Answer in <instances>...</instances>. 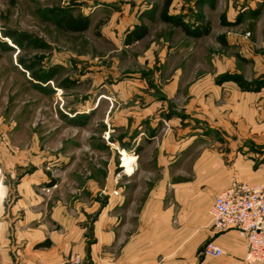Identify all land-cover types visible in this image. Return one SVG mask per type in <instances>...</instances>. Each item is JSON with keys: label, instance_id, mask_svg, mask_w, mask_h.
Instances as JSON below:
<instances>
[{"label": "rangeland", "instance_id": "1", "mask_svg": "<svg viewBox=\"0 0 264 264\" xmlns=\"http://www.w3.org/2000/svg\"><path fill=\"white\" fill-rule=\"evenodd\" d=\"M223 1L170 0L188 27L208 23L191 36L160 18L164 0H0V184L33 178L82 218L89 245L98 219L122 223L163 175L168 191L202 181L205 154L262 161L263 43L246 22H219ZM65 15L87 28H58ZM130 31L143 36L127 44ZM168 142L174 158L161 160Z\"/></svg>", "mask_w": 264, "mask_h": 264}, {"label": "crops", "instance_id": "2", "mask_svg": "<svg viewBox=\"0 0 264 264\" xmlns=\"http://www.w3.org/2000/svg\"><path fill=\"white\" fill-rule=\"evenodd\" d=\"M221 5L219 22H246L251 40L262 41L264 48V0H224ZM174 148L170 142L156 145L165 161L173 157ZM219 159L205 154L196 172L202 181L176 179L182 183L169 191L165 185L172 181L163 175L148 199L134 208L133 203L124 206L122 223L115 211L105 223L98 219L89 245L84 241L82 218L68 213L60 202L51 205L49 196L35 193L33 178L24 177L13 185L2 183L0 264H63L74 254H87L93 264H264L246 261L238 231H215L209 214L214 195L228 186L232 175L247 183L263 181L264 159L255 165L233 154L229 167ZM173 217L177 224H172ZM209 241L219 245L223 254L204 255L203 246Z\"/></svg>", "mask_w": 264, "mask_h": 264}, {"label": "built area", "instance_id": "3", "mask_svg": "<svg viewBox=\"0 0 264 264\" xmlns=\"http://www.w3.org/2000/svg\"><path fill=\"white\" fill-rule=\"evenodd\" d=\"M43 190L49 191V187ZM209 214L215 231H238L244 240L246 261L264 262V180L247 183L232 175L228 186L214 195ZM202 252L213 257L223 254L222 248L212 241L205 243ZM63 264H81L80 257L75 255Z\"/></svg>", "mask_w": 264, "mask_h": 264}, {"label": "trees", "instance_id": "4", "mask_svg": "<svg viewBox=\"0 0 264 264\" xmlns=\"http://www.w3.org/2000/svg\"><path fill=\"white\" fill-rule=\"evenodd\" d=\"M170 0H164L163 4V10L160 13V18L164 22H168L173 24L174 26H178L179 28L182 29V31L188 35L191 36H199L201 33H206L208 30V23H200L197 25L194 29L188 27L185 23L180 21L178 17H176L173 14L167 13V7L169 6ZM56 25L58 28L64 30L65 32H78V31H83L87 28L88 26V21L86 19H81L78 18L77 16H72V15H65L62 18H59L56 22ZM253 25H250V29H252ZM134 31H130L128 33V38L125 40V43H130L134 40L140 39L143 34H134ZM53 184V182H52Z\"/></svg>", "mask_w": 264, "mask_h": 264}]
</instances>
